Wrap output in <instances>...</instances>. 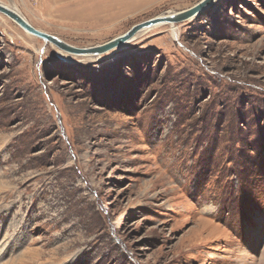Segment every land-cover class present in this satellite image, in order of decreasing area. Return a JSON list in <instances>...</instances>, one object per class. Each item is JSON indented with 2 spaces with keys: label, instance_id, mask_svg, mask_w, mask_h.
Listing matches in <instances>:
<instances>
[{
  "label": "rangeland",
  "instance_id": "obj_1",
  "mask_svg": "<svg viewBox=\"0 0 264 264\" xmlns=\"http://www.w3.org/2000/svg\"><path fill=\"white\" fill-rule=\"evenodd\" d=\"M197 1L0 3L83 48ZM189 19L90 56L0 12V264H264V0Z\"/></svg>",
  "mask_w": 264,
  "mask_h": 264
},
{
  "label": "water",
  "instance_id": "obj_2",
  "mask_svg": "<svg viewBox=\"0 0 264 264\" xmlns=\"http://www.w3.org/2000/svg\"><path fill=\"white\" fill-rule=\"evenodd\" d=\"M214 0H199L192 6L183 9L181 11H176L174 13H167L160 16H156L150 19H147L145 21H142L140 23L132 25L126 32L108 40L105 43H102L100 45L91 46V47H75L72 45L67 44L59 37L49 34L45 31H42L40 29H37L33 25H31L20 13H18L14 8H11L5 4L0 3V12L11 18L13 21H15L21 28H23L25 31H27L30 34H33L34 36H37L41 38L42 40L46 42L53 43L57 45L60 48H63L65 50H68L71 53L76 54H85V53H102L105 52L125 41H127L129 38L134 36L137 31H139L141 28H147L156 26L158 24L164 23V22H178L182 21L188 18L193 17L194 15L199 14L201 11L206 9Z\"/></svg>",
  "mask_w": 264,
  "mask_h": 264
},
{
  "label": "bare ground",
  "instance_id": "obj_3",
  "mask_svg": "<svg viewBox=\"0 0 264 264\" xmlns=\"http://www.w3.org/2000/svg\"><path fill=\"white\" fill-rule=\"evenodd\" d=\"M174 13V12H173ZM172 14V13H171ZM196 17V15H194L193 17H191L189 20H192L193 18H195ZM159 25V24H158ZM150 27H147V28H141L139 31H137V33L135 34V36L134 37H136L137 35H140L141 33H143L145 30H147V29H149ZM176 31V29H175V25H173L172 26V29H171V32H172V34L173 35H175V32ZM85 54H90V56H93V55H95V54H92V53H85ZM84 55V54H83Z\"/></svg>",
  "mask_w": 264,
  "mask_h": 264
}]
</instances>
